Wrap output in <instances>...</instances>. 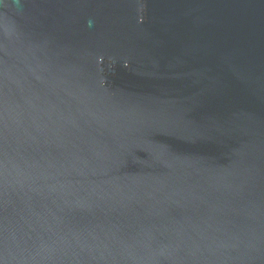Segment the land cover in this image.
<instances>
[{"label":"water","instance_id":"1","mask_svg":"<svg viewBox=\"0 0 264 264\" xmlns=\"http://www.w3.org/2000/svg\"><path fill=\"white\" fill-rule=\"evenodd\" d=\"M0 264H264V0H0Z\"/></svg>","mask_w":264,"mask_h":264}]
</instances>
